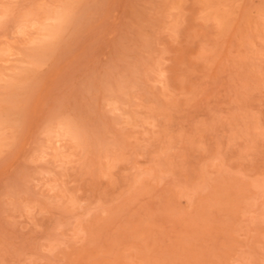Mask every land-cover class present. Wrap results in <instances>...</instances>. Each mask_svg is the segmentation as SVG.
<instances>
[{"label":"rangeland","instance_id":"rangeland-1","mask_svg":"<svg viewBox=\"0 0 264 264\" xmlns=\"http://www.w3.org/2000/svg\"><path fill=\"white\" fill-rule=\"evenodd\" d=\"M0 264H264V0H0Z\"/></svg>","mask_w":264,"mask_h":264}]
</instances>
